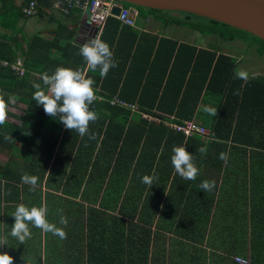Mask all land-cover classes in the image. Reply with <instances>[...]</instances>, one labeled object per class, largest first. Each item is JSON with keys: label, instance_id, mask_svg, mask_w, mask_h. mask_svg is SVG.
<instances>
[{"label": "trees", "instance_id": "obj_1", "mask_svg": "<svg viewBox=\"0 0 264 264\" xmlns=\"http://www.w3.org/2000/svg\"><path fill=\"white\" fill-rule=\"evenodd\" d=\"M50 1L37 0L39 10ZM123 4L164 25L188 27L223 41H250L256 53L264 55L263 39L217 20ZM8 8L0 9V24L5 28L23 15L21 6ZM10 11L15 12L12 20L6 18ZM119 24L116 18H108L100 35L114 59H119L117 66L103 78L99 69L87 68L85 73L101 88L97 94H104L90 106L99 115L89 125L90 132L96 133L94 140L66 129L59 116L45 114L43 106L32 99L33 82L44 87L42 73L52 74L59 66L83 71L86 61L80 48L58 42L55 48L62 54L55 55L47 45L52 42L35 36L23 50L27 69L23 76L0 67V96L7 101L15 94L17 102L26 105L21 115L7 108V120L0 125V150L7 153L0 163V238L6 237L7 244L0 245V253L11 255L13 264H24V260L27 264H238L237 254H247L249 264H264V76H250L246 83L234 79V57L186 44L181 47L191 53L184 62L177 53L179 46L175 52L174 40L151 36L149 43H140L137 31L128 26L118 34ZM123 31L132 34L127 44ZM164 49L167 55L162 58ZM16 50L0 43L1 58L11 61ZM191 77H195L193 85ZM137 78L133 87H140L145 78L147 86H155L152 95L138 94L137 89L129 92ZM237 89L241 95L233 94ZM115 93L129 103L137 102L140 111L167 121L191 118L198 101L210 96L218 102V111L208 124L206 138L185 137L162 121L111 105L108 99ZM184 144L200 170L195 180L181 178L171 162L173 146ZM204 145L208 151L201 156L196 150ZM222 152L229 156L249 153L248 171L237 168L226 173L230 163L238 162L221 160ZM153 169L158 179L149 188L142 177L152 175ZM25 173L39 177L35 191L21 181ZM204 180L216 182L211 192L199 188ZM18 204L46 206L47 219L64 228L67 238L29 225L31 238L20 244L10 235ZM58 209L68 221L66 227L59 223ZM163 232L171 234L167 247Z\"/></svg>", "mask_w": 264, "mask_h": 264}, {"label": "clouds", "instance_id": "obj_2", "mask_svg": "<svg viewBox=\"0 0 264 264\" xmlns=\"http://www.w3.org/2000/svg\"><path fill=\"white\" fill-rule=\"evenodd\" d=\"M79 54L86 61L87 68L92 72L99 69L100 76L106 77L109 70L117 66L114 59V54L110 49L108 43L103 41L100 36H95L91 40H85L79 49ZM234 79H239L245 83L250 79L249 73L237 68L234 70ZM40 83L33 82L32 87L36 89L33 93L32 99L38 104L42 105L45 114L51 117L59 116V122L64 127L71 131H76L81 138L85 135L89 140L96 138L95 132H90L89 125L99 119L97 112L92 110L90 106L96 100V93L94 89L95 80L86 76L82 70H74L72 68L59 66L52 74L48 72L42 73ZM243 87V85H242ZM47 89V91H45ZM234 95H241V90L237 89ZM17 96L12 94L5 101L3 96H0V125H3L7 120L8 104H15ZM204 111L215 117L217 115V107H206ZM10 139V137H5ZM201 156H206L207 146H200L196 150ZM173 155L171 157L172 165L175 172L185 180H195L199 175V168L194 163L193 154L190 153L184 145H174L172 148ZM219 158L221 160L227 159L225 153H221ZM158 179L155 169L152 175H144L142 183L149 188L152 187L154 180ZM39 177L25 173L21 176V181L29 185V191H35L38 186ZM216 185L214 180H204L200 183L199 188L205 192H211ZM48 209L46 206H26L25 204H18L15 211L12 213L14 217V224L11 227L10 235L17 239L20 244H24L27 239L31 238V231L29 225L39 228L44 233H52L60 239H66L67 233L62 227H58L55 223L49 222L47 219ZM60 214L59 223L65 227L68 224L67 219L62 215V209H58ZM7 244V238H0V245ZM0 264H13V257L7 252L0 253ZM24 264L27 261L24 260Z\"/></svg>", "mask_w": 264, "mask_h": 264}, {"label": "crops", "instance_id": "obj_3", "mask_svg": "<svg viewBox=\"0 0 264 264\" xmlns=\"http://www.w3.org/2000/svg\"><path fill=\"white\" fill-rule=\"evenodd\" d=\"M52 1L53 0H51L47 5H44L42 7V9H40L38 11V13L35 15L25 16L23 14L21 17L18 18L17 22L12 27L5 28L0 24V43L1 44H8L13 49L14 48L17 49L15 52V57H14V59L11 60V62L15 61L17 59H20L22 62V65L25 69V72L27 71V69L25 68L24 63H23V61H24L23 50H25L27 48L31 39L34 38L35 36L46 41V43L52 42L51 44H47L48 46L50 45V47H51L50 52L55 54V55H60V54H62L61 53L62 51H60V49L55 48V46H58V42L61 45L70 44L72 46L80 48L81 45L85 42V40H91L93 37H95L97 35L100 36L101 32L104 28V26H103L100 30H97L94 26H92L89 23L86 14L84 12L76 9V8H73L68 14H63V13H60L57 11H53L50 14L45 13L43 8L48 6ZM25 3H26V0H0V9H3V6L5 7V5H6L7 8L10 6H14V7H20L21 6L22 7L21 10H22ZM8 10H10V8H8ZM14 13H13V11H10V13L7 14L8 17H6V18L8 20H12L14 18ZM22 13H23V10H22ZM114 18H116V17H114ZM119 25L120 26L118 29V34H120V31H121L123 26H128V25H122V24H119ZM128 27L137 31V35H138L137 38L140 40V43H141V41H143L145 44L149 43L148 41H150L151 36H154L157 39H159V38H170V39L174 40L176 42L175 52L177 50V47L179 46L180 49L178 50L177 53H180V59L181 58H182V60L185 59L184 62L188 60V55H189V53H191V51H190V49L188 50L185 47H181L182 44H186L190 47H195L196 50L201 48V49H206V50H216L217 53L221 52V53L228 54V55H230L236 59V65L234 67V70L239 68V67H243L244 69L249 68V70H251V71H249L250 72L249 76H256V75H263L264 76V71L261 72V71H258L256 69H253V67L251 68V67L244 66L241 64V57L238 56L239 53H244V52H246V50L251 49V47H253L255 52H256V49H255L256 45H250V41H242L239 39L234 40V41H223V40L217 38L215 35L202 34V33H199L195 30H192L188 27L187 28L190 31L189 30L184 31L182 29V27H184V26H179V25H175V24L164 25V24H162V22L160 20L155 19L151 15H149L147 17L139 16L138 11H137V16L135 18V25L134 26H128ZM123 28H125V27H123ZM121 36H123L122 39H123L124 43L127 44L131 40L132 34L129 31H123ZM36 42L40 43V41L39 42L36 41ZM133 48L131 51H133ZM120 49H121V47L117 49L119 53H121ZM125 50H127L126 47H125ZM181 50H182V52H180ZM166 55H167V49L166 50L164 49L162 51L161 56H162V58H165ZM159 57H160V55H159ZM162 58H161V60H162ZM2 59H5V58H2ZM5 60H8V59H5ZM115 60L117 62H119V59L116 58ZM161 60H160V62H162ZM8 61H10V60H8ZM182 66H183V64H182ZM182 66L176 65V67L179 68L178 71L182 68ZM86 69H87V65H85V67L83 69L84 73H86ZM113 71H115V70H113ZM25 72H24V74H25ZM177 73H179V72H177ZM34 75L36 77H39V75L36 73ZM19 77H21V76H19ZM165 79L166 78H164L162 84H164ZM176 79L179 80V77L176 76ZM194 79H195V77L190 78L192 85L194 84ZM121 82H122V80H121ZM140 82H141L140 87L135 88L133 86L134 85L137 86L138 78H137V80L134 79V83H131L132 85H131L129 92L130 93H133L134 91L136 92V89H137L138 94L140 93V91H145V93L152 95L154 90H155V86L154 85H148L147 86V81L145 78H143ZM162 88H163V85H161L159 87L158 94H161ZM94 89L96 91L95 93H97L98 91H101V88L99 86H94ZM46 91H47V89H46ZM105 92L106 91L104 90V93ZM103 95L101 94L100 96H103ZM111 96L119 97L117 93L112 94ZM210 98H211V96H210ZM210 98L208 97L205 100L200 99L198 101V104H197L195 110H194L193 116L189 119H194L196 122H198L197 121L198 118H200V120H204V118H205L206 120L208 119V121L210 123L214 117L207 114L204 111V108L216 107V103H218V102H214L213 99H210ZM222 102H224V97L222 98ZM132 104H135L137 106V110H132V111H136L139 113H146V112H142L139 110V108H138L139 105L137 104V102H133ZM25 106L26 105L22 102H16L15 104H10L8 106V110L15 113V114L21 115L23 113V109L25 108ZM154 111H156L158 113L162 112V111L160 112L159 110H156V109H154ZM167 115L170 118H171V116H172V118L174 116L173 114H167ZM198 123L204 125L208 129L209 123L205 124L201 121ZM1 152H2V150H0V153ZM226 157L228 160H230V162L231 161L238 162V164H236V165H233L232 163H230L228 165V168L230 170H227L226 173L230 174L232 169L237 170V168H238L237 171H244V169H245V171H248L247 169H248L249 161L251 160L249 153L237 154V155H231V156L226 155ZM243 165H244V168H243ZM223 166H225L224 163H223ZM238 166H242V169H241V167H238ZM221 171L223 172V168L221 169ZM207 172L208 171L206 169L205 173H207ZM222 172H221V175H222ZM247 173L248 172H246V174ZM208 226H209V224H208ZM208 228L206 231L207 236L209 233H211L210 231H208L209 230ZM160 232H162V231H160ZM163 233L166 234L165 245L167 247L168 243L170 241L168 238H169V236H171V234L167 233V232H163ZM215 235L216 234H214V236ZM217 239H219V238H217ZM209 249L210 248L206 246L207 254H208ZM237 255L243 256L241 254H237ZM246 256H247V254L243 257H246ZM207 262H208V260H207Z\"/></svg>", "mask_w": 264, "mask_h": 264}, {"label": "built area", "instance_id": "obj_4", "mask_svg": "<svg viewBox=\"0 0 264 264\" xmlns=\"http://www.w3.org/2000/svg\"><path fill=\"white\" fill-rule=\"evenodd\" d=\"M121 2L120 0H53L43 9L47 14L53 11L68 14L73 8H76L86 14L89 23L97 30H100L105 25L109 17H116L122 25L134 26L137 9L122 5ZM116 6L119 7V12L117 15H114L112 10ZM22 10L25 16L35 15L39 11V4L37 0H26ZM0 67L9 68L17 76H22L25 72L20 59L11 62L0 57ZM102 98V96L96 93V100H102ZM108 101L111 105H119L130 110H137L135 104L128 103L117 96H112ZM141 115L148 120L162 121L166 126L182 133L185 137L198 134L202 138H206L208 135V129L194 119H184L177 122L163 120L146 113H141ZM234 260L238 264H249V260L243 256L236 255L234 256Z\"/></svg>", "mask_w": 264, "mask_h": 264}, {"label": "water", "instance_id": "obj_5", "mask_svg": "<svg viewBox=\"0 0 264 264\" xmlns=\"http://www.w3.org/2000/svg\"><path fill=\"white\" fill-rule=\"evenodd\" d=\"M136 6L191 12L249 32L264 40V0H120ZM114 15L119 7L112 10Z\"/></svg>", "mask_w": 264, "mask_h": 264}, {"label": "rangeland", "instance_id": "obj_6", "mask_svg": "<svg viewBox=\"0 0 264 264\" xmlns=\"http://www.w3.org/2000/svg\"><path fill=\"white\" fill-rule=\"evenodd\" d=\"M122 5L123 2H121ZM182 29L184 31L189 30L187 27H182ZM190 31V30H189ZM241 57V64L244 66H248V67H253V69H256L258 71H264V55L259 56L253 47H251V49L246 50V52L244 53H239V55ZM240 69H244L243 67H239ZM244 70H246L248 73H250L249 68H245ZM9 121L13 122V123H18V120L16 118H10ZM48 120H45V122L47 123ZM198 122H204L205 124L209 123L208 119L206 120L204 118V120H200V118L197 119ZM6 156L7 153L6 151L2 150V152L0 153V163L4 162L6 160Z\"/></svg>", "mask_w": 264, "mask_h": 264}]
</instances>
